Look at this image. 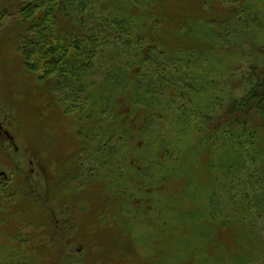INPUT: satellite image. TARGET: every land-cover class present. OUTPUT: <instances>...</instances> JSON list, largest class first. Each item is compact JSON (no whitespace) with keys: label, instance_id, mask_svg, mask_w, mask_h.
<instances>
[{"label":"rangeland","instance_id":"rangeland-1","mask_svg":"<svg viewBox=\"0 0 264 264\" xmlns=\"http://www.w3.org/2000/svg\"><path fill=\"white\" fill-rule=\"evenodd\" d=\"M61 8L100 40L43 78L22 50L58 38ZM82 9L0 0V264H264V127L204 133L249 103L264 0Z\"/></svg>","mask_w":264,"mask_h":264},{"label":"trees","instance_id":"trees-1","mask_svg":"<svg viewBox=\"0 0 264 264\" xmlns=\"http://www.w3.org/2000/svg\"><path fill=\"white\" fill-rule=\"evenodd\" d=\"M91 1L92 0H66L70 8H83L82 13H86ZM28 7V11L30 12L32 5H29ZM28 11L22 10V17H24V14L28 13ZM58 12L63 13V17L61 15L62 18L58 13H54L52 16L46 15L53 21V25L56 23L58 27L56 37L58 38H53L49 43L48 37H43L31 49L27 48L22 50L26 62L30 63L35 60L38 63L36 66L39 68L37 69L36 66L33 68L31 65L27 66H30V69L35 72L39 71L38 73L42 74L43 78H47V75L49 76L52 74H58L62 76L66 75L69 68L67 67L66 63L63 64V62H66L67 55L70 52L85 54L89 49H91L90 45L96 46L100 40L96 34L97 29L92 26L87 28L88 21L85 19V17L80 15V29L77 32L76 27L73 25V23L71 24V21H69L71 14H69L68 11H65L63 8L59 9ZM61 34H64V36H60ZM150 39L157 42L158 35L156 34L154 37H150ZM261 109H264V67L259 68L257 71V83L254 86L253 93L249 96V103L244 102L237 104V106H232L230 111L227 112L225 117L226 119L224 121H222L221 118L216 119L214 117H208L205 123L204 133H207L208 140H212L216 139L226 130H228L230 134H233L234 129L242 130L243 132H237L234 135L235 138H233V140L237 141L234 146L238 147L240 145H244L245 141L241 140H245L247 136H249L252 146H254L260 137L259 131L264 127V124H256L255 121V118L258 115L256 112H260ZM139 110L140 109H138L135 114H138ZM201 131H203V126ZM238 220L241 221L242 219ZM233 221H235V219L228 218L229 223Z\"/></svg>","mask_w":264,"mask_h":264}]
</instances>
